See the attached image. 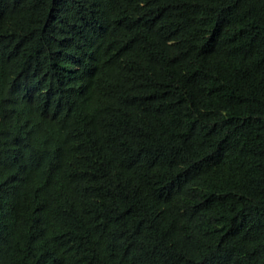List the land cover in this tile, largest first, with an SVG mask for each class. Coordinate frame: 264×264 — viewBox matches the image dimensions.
<instances>
[{"label": "trees", "instance_id": "16d2710c", "mask_svg": "<svg viewBox=\"0 0 264 264\" xmlns=\"http://www.w3.org/2000/svg\"><path fill=\"white\" fill-rule=\"evenodd\" d=\"M0 264H264V0H0Z\"/></svg>", "mask_w": 264, "mask_h": 264}]
</instances>
